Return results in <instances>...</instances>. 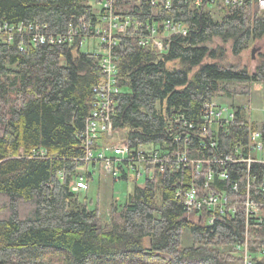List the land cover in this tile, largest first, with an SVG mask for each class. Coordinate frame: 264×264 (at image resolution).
I'll return each instance as SVG.
<instances>
[{"label":"trees","instance_id":"1","mask_svg":"<svg viewBox=\"0 0 264 264\" xmlns=\"http://www.w3.org/2000/svg\"><path fill=\"white\" fill-rule=\"evenodd\" d=\"M88 1L0 0V24H39L54 36L71 27L89 32L98 13ZM165 1L114 0L118 15L145 24L180 22L188 30L171 37L164 52L140 45L133 31L118 36L114 53L121 94L114 137L126 131L121 141L132 150L153 148L166 156L181 151L189 134L190 158L233 155L248 144L244 107L250 105H230L236 118L219 132L204 136L201 123L214 101L251 98L255 84L264 86V53L254 71L229 61V50L240 58L264 38V11L255 0L211 10L176 0L166 8ZM215 8L222 14L220 20L213 16ZM22 40L27 42L23 50ZM216 40L220 43L214 45ZM28 42V37L19 36L12 44L0 42V264H242L237 245L245 241L244 209L213 225L206 222L211 212H204L202 219L187 218L185 197L178 191L185 193L193 184L201 189L206 178L195 180L192 169L168 166L155 178H145L125 203L112 202L106 215L87 197L80 200L86 191L73 190L77 171L87 169L89 190L95 175L91 167L100 164L83 161L81 139L94 88L102 79L100 56L96 51L83 53L80 39L72 45L35 47ZM261 128L264 139V122ZM214 138L216 148L211 146ZM114 139L110 144L117 143ZM215 168L213 189L231 192L229 182L238 180V197L243 195L248 180L244 164ZM221 170L227 180L220 179ZM251 174L261 183L264 165L255 164ZM121 179L129 180L126 173ZM259 199L264 201V193ZM185 229L192 236L189 247H183ZM263 240L264 223H252L254 253ZM257 264H264V258Z\"/></svg>","mask_w":264,"mask_h":264},{"label":"built area","instance_id":"2","mask_svg":"<svg viewBox=\"0 0 264 264\" xmlns=\"http://www.w3.org/2000/svg\"><path fill=\"white\" fill-rule=\"evenodd\" d=\"M140 1V0H137ZM175 0H166L164 5L169 8ZM184 1L192 8H206L211 10L218 5L236 6L241 5L245 0H176ZM258 7L264 11V0H255ZM101 9L98 12V20L93 29L83 32L79 27H71L70 30L61 35H51L46 32V27L39 24L21 23L17 26L8 22L0 24V42L12 44L17 36L26 38L33 46L39 44H68L72 45L77 39L81 40L83 47L90 39L99 40L96 53L100 56L99 65L102 72V79L94 88V100L91 106V113L87 120L84 133L81 135L82 143L86 151L83 159L89 166L100 163L104 171L112 177L114 181L121 180L126 173L128 179L132 173L134 180L138 182L145 178H155L157 174L165 169L176 170L192 169L195 180H200L204 175L205 184L198 189L194 184L185 193L178 191V196L184 195L187 218L196 215L202 219L204 212H211V216L206 219L207 224L213 225L220 221L228 213L235 214L242 207L246 215V235L245 241L237 245L238 255L242 259V264H257L264 258V240L257 244L258 252L252 251L251 231L252 223L262 225L264 223V201L259 199V195L264 193V176L262 182L257 184V178L251 174L255 164L264 165V139L262 125L253 122L250 106L245 105V110L249 113V136L248 144L237 148L233 155L223 157L222 154H215L208 159L190 158L188 144L190 135H186L184 148L176 150L174 154L162 155L159 150L153 148H139L132 150L128 142L122 141L110 144L115 137L113 128V118L117 112V96L121 94V89L117 81L118 56L114 53L119 35L133 31L136 34L140 45L154 46L160 52L166 51L170 38L175 35H186L187 27L175 21H163L161 23H141L136 18L118 15L115 11L114 0L100 3ZM144 31V32H143ZM25 40L20 42V48H26ZM264 114V110H263ZM236 118L235 111L228 105L214 101L206 107L204 120L201 123L204 136L208 132H219L227 129ZM187 125V123H185ZM199 126V127H201ZM195 124H191L189 129L194 130ZM176 142H180V136H176ZM217 140H211V146L217 147ZM41 156H46L42 151ZM35 155V153L33 154ZM244 164L248 171V180L243 195H240V183L238 180L229 182L228 191H218L214 186L216 177L215 167L222 168L227 164ZM205 168L207 172L205 173ZM215 168V169H214ZM221 170L218 175L220 179L227 180V172ZM87 169L81 167L76 174L73 190L76 192L87 191L86 179ZM243 180L247 179V172H243ZM232 193L234 197L231 196ZM206 210V211H205Z\"/></svg>","mask_w":264,"mask_h":264},{"label":"rangeland","instance_id":"3","mask_svg":"<svg viewBox=\"0 0 264 264\" xmlns=\"http://www.w3.org/2000/svg\"><path fill=\"white\" fill-rule=\"evenodd\" d=\"M88 4L91 5L94 9V12L97 14L100 9L101 5L98 4L95 0H89ZM213 16L220 20L222 17L221 12L217 11L215 8L213 10ZM99 40L90 39L85 45L82 47V52H94L97 51V45ZM220 41L216 40L214 45L219 44ZM230 46H228L229 48ZM258 49L256 53L255 59L252 58V49ZM264 53V38L262 40L254 42L248 51H245L240 58H235L232 56L229 50V61L230 63L237 65L238 67H248L251 71H254L258 60L259 55ZM253 96L251 98H240L235 102L227 99L221 98L218 102L224 103V105H233V103L238 105L248 104L252 108L253 112L251 114V118L253 122L262 125L264 122V90L262 84H256ZM248 116L249 113L247 112ZM126 131L119 132V134L115 137L114 141L122 142V138H124ZM91 171L95 172L94 178L90 183L89 190L85 193L81 192L80 200L85 201L87 197L91 206L99 205L102 213L104 215L108 214L110 211V205L112 202L118 200L121 204L125 203L127 198L134 192L135 186H142L145 182V179H141L138 182L134 180V176L131 173L130 178L128 181L126 180H119L114 181L110 175H108L102 165L98 164L96 169L91 167ZM83 193V194H82ZM192 244V236L189 229H185L184 236H183V247H189Z\"/></svg>","mask_w":264,"mask_h":264},{"label":"water","instance_id":"4","mask_svg":"<svg viewBox=\"0 0 264 264\" xmlns=\"http://www.w3.org/2000/svg\"><path fill=\"white\" fill-rule=\"evenodd\" d=\"M258 52V49H256L255 47L252 49V56H253V59H255V56H256V53ZM187 220V218H186Z\"/></svg>","mask_w":264,"mask_h":264},{"label":"crops","instance_id":"5","mask_svg":"<svg viewBox=\"0 0 264 264\" xmlns=\"http://www.w3.org/2000/svg\"><path fill=\"white\" fill-rule=\"evenodd\" d=\"M255 86H256V84H255ZM255 86H254V88H256Z\"/></svg>","mask_w":264,"mask_h":264}]
</instances>
